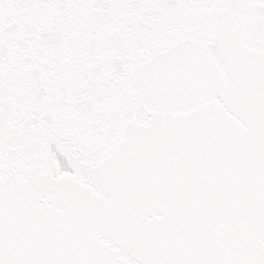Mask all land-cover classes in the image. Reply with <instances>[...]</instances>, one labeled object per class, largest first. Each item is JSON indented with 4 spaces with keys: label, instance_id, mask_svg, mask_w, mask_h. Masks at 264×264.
Returning <instances> with one entry per match:
<instances>
[{
    "label": "water",
    "instance_id": "95a60500",
    "mask_svg": "<svg viewBox=\"0 0 264 264\" xmlns=\"http://www.w3.org/2000/svg\"><path fill=\"white\" fill-rule=\"evenodd\" d=\"M33 1L30 0L31 4ZM16 2H21V0H12L5 10L15 5ZM53 2L55 0H46L45 6ZM166 2L177 8L175 6L177 0H163L164 4ZM200 2V9L203 8L201 13H207L202 15L203 21L197 23L193 20L183 24L184 26L202 27L208 22L206 25L213 27L236 29L244 27L239 31L229 30L231 33L224 36L227 41H220L210 35L209 42L201 40L195 43V47L205 55H207V50H213L215 52L213 60L218 52L223 53L218 64L219 67L227 70L226 77L230 78L227 82L229 92L233 86L236 87L237 91L232 99L239 100L245 105L244 112L231 110L230 116L233 119L245 121L246 127L243 128L245 137L240 139V145L235 142L237 143L235 147L248 162L256 155H264V22L261 16L264 15V0H248L250 5L256 4V7L252 9V14L244 13L245 17L240 19L238 16L227 13L233 6L231 4L227 6L224 0H200ZM2 3H0V13L3 12ZM126 5L122 0H114L111 3L114 10L112 13L101 7L93 11L86 1L82 3L80 0H70L65 5V12L54 10L44 12L45 6L36 8L30 5L27 13H31V18L37 27L76 26L93 27L97 30L112 23L114 15L118 17L126 15L125 18H128L129 13L134 17V13L126 10ZM239 8L247 12L251 10V7L241 5ZM42 13L63 14L51 16ZM176 13L181 12L176 11ZM192 13L200 12L191 10L188 14ZM98 34L95 32L91 36L95 38ZM54 35L62 38L59 40L56 37L59 41L58 46H68L73 43L74 34L71 32H55ZM147 37L144 38L145 42H147ZM199 37V35H193L191 39L197 40ZM85 44L86 40L82 44H74L67 49L78 54L79 64L86 69L85 62L90 64V58H96V55L91 53L86 57L87 50L83 49ZM258 51L262 59L252 60L249 64L243 63L242 56L253 57ZM154 60L156 61L153 65H159L160 59L155 58ZM0 66L4 70L0 77V131L4 132V136L0 138V260L5 257L3 250H8L13 253L10 254L11 257L20 259L18 264H43L39 259V254L42 255L48 249H54L55 252L70 251L69 264H143L136 256L124 249L126 240L129 238L134 244L132 230L141 218H152L155 222L165 223L167 221L165 215L172 210L171 214L176 220H170L172 229L162 232V237L173 245L176 252L182 255H187L188 252L199 254V264H264V196L260 199L261 204L259 205L255 198L258 197V193L254 192L256 188H259L260 194L264 190V166L260 169L262 177L256 176L254 184L246 193L244 209L246 216H241L243 227L238 231L235 224L230 223L233 227L228 231L225 227L226 220L219 222L222 209L197 191L191 192L196 189L197 184L202 182L201 177L189 173L194 186L184 195L180 194L178 181H174L175 188L172 190L170 180H167L165 189L159 191L157 179L160 169L156 168L160 165L156 150L148 148L142 154L135 155L120 144V136L123 135L120 126L127 128L136 122H144L143 117L149 114L148 109L154 101L158 102L156 95L158 78L154 71L144 75L140 73L133 81H130L131 91L128 94L124 86L128 78L120 77L110 80L109 76L107 78L99 75L88 76L83 82L85 93L82 94V99L87 100L86 103H89V106L104 107L107 102L114 99L117 104L125 106L127 110L120 115L117 113L116 118L112 116L114 119L109 114L106 115L107 113L100 117L102 119L99 120L102 122L112 119L114 123L113 135L108 142L95 148H85L80 135L73 137L78 148L73 152L74 154L80 152L89 161H94L98 155H102L106 163L110 164L109 170L117 174L115 176L117 180L112 184L117 192H122L128 186V181L130 184L148 182L147 186L142 185L144 191L141 190V197L146 199V192H150L156 204L154 206L147 198L143 206L132 209L135 212L133 214L121 206L112 210H100L92 199L87 205L80 203L83 198L76 189L83 182V175L79 171L72 152L70 159L77 166L76 178L66 176L61 179L69 181L71 184L69 187L64 186L63 183L54 187L46 183V174L53 169L50 159V164L46 163L41 155L37 157L36 162L29 156L23 158L22 150H12L17 146L19 139L8 137L5 132L6 123L10 120V113H12L11 107H14V113L17 116L24 114L27 109L32 112L33 107L44 106L36 110L38 115L35 118L37 119L29 115L27 119L13 125L28 126L34 129L42 138L41 143L44 147L47 146L48 139H53L58 124L52 123L49 126V121L44 118L45 115L49 117V109H45L48 107L47 102L38 100L35 103L34 99H30V93H33V96L36 95L37 98L41 96L38 90L37 94L35 90L46 85V82L40 79V76L44 75L43 71H33L30 66L15 67L9 62L6 52L1 47ZM238 66L242 67L244 72L237 73ZM66 73V71H54L51 74L53 84H59L61 76L69 82L65 89L74 88L79 78ZM45 77L49 79L48 76ZM218 80L220 81L221 77H218ZM147 91L153 95L147 98V95L145 96ZM109 92H113L114 95L108 96ZM192 94L199 96L197 89L193 90ZM56 142L58 150L64 151L69 148L68 151H72L70 145H61L57 139ZM106 148L110 151H106ZM4 151L5 153L1 155ZM125 170L127 171V182L122 176ZM121 187L123 189L120 191ZM159 193L161 197H157ZM103 195L106 194L103 193ZM112 195H116V192H112ZM196 208L199 209L200 215L195 214ZM128 212L133 216L128 217ZM201 214L208 215V218L200 217ZM117 226L120 227L121 234ZM177 227H179L178 230ZM3 236L10 238L1 239ZM37 250L39 253L36 252ZM76 256L83 258L84 263ZM173 264L180 263L178 261Z\"/></svg>",
    "mask_w": 264,
    "mask_h": 264
},
{
    "label": "bare ground",
    "instance_id": "6f19581e",
    "mask_svg": "<svg viewBox=\"0 0 264 264\" xmlns=\"http://www.w3.org/2000/svg\"><path fill=\"white\" fill-rule=\"evenodd\" d=\"M53 153H54L53 157H54L55 163L57 165L56 174L61 175L65 172L69 171L70 168L67 165L66 156L64 154L59 155L58 153H56L54 151H53Z\"/></svg>",
    "mask_w": 264,
    "mask_h": 264
}]
</instances>
